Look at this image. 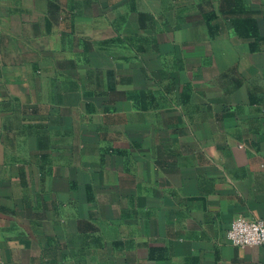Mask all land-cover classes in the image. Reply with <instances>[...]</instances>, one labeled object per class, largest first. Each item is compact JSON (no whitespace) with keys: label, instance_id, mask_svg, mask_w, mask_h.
<instances>
[{"label":"crops","instance_id":"1","mask_svg":"<svg viewBox=\"0 0 264 264\" xmlns=\"http://www.w3.org/2000/svg\"><path fill=\"white\" fill-rule=\"evenodd\" d=\"M264 0H0V264H264Z\"/></svg>","mask_w":264,"mask_h":264},{"label":"built area","instance_id":"2","mask_svg":"<svg viewBox=\"0 0 264 264\" xmlns=\"http://www.w3.org/2000/svg\"><path fill=\"white\" fill-rule=\"evenodd\" d=\"M227 239L236 247L264 248V221L260 219H237L227 233Z\"/></svg>","mask_w":264,"mask_h":264}]
</instances>
